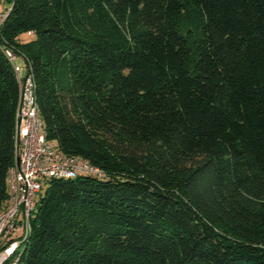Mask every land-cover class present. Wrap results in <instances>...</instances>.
<instances>
[{"label":"trees","instance_id":"1","mask_svg":"<svg viewBox=\"0 0 264 264\" xmlns=\"http://www.w3.org/2000/svg\"><path fill=\"white\" fill-rule=\"evenodd\" d=\"M4 3L0 211L7 46L30 63L47 140L105 174L46 182L24 264H264V0Z\"/></svg>","mask_w":264,"mask_h":264},{"label":"built area","instance_id":"2","mask_svg":"<svg viewBox=\"0 0 264 264\" xmlns=\"http://www.w3.org/2000/svg\"><path fill=\"white\" fill-rule=\"evenodd\" d=\"M4 18L6 13L0 12V22ZM3 53L13 68L18 97L14 112L15 162L7 171L8 199L0 211V264H24V243L43 184L50 179L104 178L105 174L83 158L62 153L47 140L30 63L8 46ZM17 57L22 59L23 68L15 64Z\"/></svg>","mask_w":264,"mask_h":264},{"label":"rangeland","instance_id":"3","mask_svg":"<svg viewBox=\"0 0 264 264\" xmlns=\"http://www.w3.org/2000/svg\"><path fill=\"white\" fill-rule=\"evenodd\" d=\"M0 12L5 13L6 12V5L4 3L5 0H0ZM15 64L19 67V68H23V61L20 57L15 58ZM46 188V184H43V188H42V193L44 192Z\"/></svg>","mask_w":264,"mask_h":264}]
</instances>
